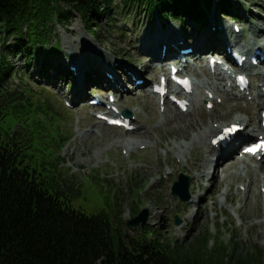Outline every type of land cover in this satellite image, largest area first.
Instances as JSON below:
<instances>
[{"label":"rangeland","instance_id":"374dc122","mask_svg":"<svg viewBox=\"0 0 264 264\" xmlns=\"http://www.w3.org/2000/svg\"><path fill=\"white\" fill-rule=\"evenodd\" d=\"M228 1L231 3L228 12L220 10L216 5L219 0H215L216 4L209 10H204L202 7V20L193 19L187 12L181 20L174 21L162 20L158 13L149 16L142 6L125 10L120 0H113L112 13H104L101 16L97 29L94 27L95 24H92L93 30L101 27V31H97L99 33L97 36H92L82 18L75 14L67 24L47 25L49 30L46 33V39H43L47 42L39 47L40 49L30 61L17 52H14L15 55L11 58L12 63L18 69L22 68L20 72L23 75L22 77L20 74L13 76L11 82L15 85H27L28 89L30 88L31 101L34 106H43L48 101L56 114H59L57 119H52L50 126L48 122L44 124L48 130L47 138H50L51 142L68 140L55 156H58L61 161L60 170L70 177L74 186L80 190V196L72 202L73 208L88 215L97 213L108 215L119 227L123 238L135 237L139 231L141 233L152 232L163 241L178 244H191L196 239L208 237V248L214 247L218 241L223 245L233 241L244 252L257 247L264 256V187L258 190V198L254 197L257 188L251 189V194L247 198L241 190L244 179L249 176L251 180L253 167L261 162L255 158L250 159L248 174L241 171L243 166L240 164L237 176L226 177L218 188L212 191V197L199 203L196 210L200 215L196 217L195 212L189 215L186 211L189 205L187 202L182 203L178 197L172 196L171 188L178 176L182 174L190 178L188 192L193 193L192 191L197 190L196 186L191 187L193 179L190 174H186V167L191 163L197 166L199 150L195 152L196 148H194V151L190 155L187 154L186 158L178 164L170 152L176 145L192 139L193 132L187 131L184 127L189 122L188 116H191V120L207 121L210 127L219 122L230 123L239 115L246 121L251 120L252 124H256L261 109L253 110L246 100L231 99L232 101H223L220 104L219 99L211 114H204L205 106L202 104V112L193 108L192 115L185 117L176 116L173 111L169 110L163 117L165 118L163 121L161 118L163 102L156 96H153L154 100L151 99L153 94L150 93L151 86L159 83L158 75L162 73L161 65L155 63L152 65L153 69L148 71L146 67L150 57L144 54L145 51L141 47L143 45L141 38H145L146 33L154 29L181 32L185 36L183 41H180L181 44L185 42L181 48L188 46V35L203 37L208 34L207 37L211 41H219L217 40L220 33L218 25L221 22L228 26V32L231 35L237 34L241 37L238 46L250 48L252 40L256 39L260 31L264 32L262 31L264 30V0ZM111 19L115 21L114 26H111ZM235 27L239 32H235ZM24 30L26 31L25 28ZM77 40L92 45L87 46L92 49V53L84 52L82 49L77 55L88 68L84 77L89 84L85 89L86 99L82 103L76 102L74 98V74L69 66L72 52L80 50ZM255 41L264 43V33ZM7 45L13 49L14 40L9 39ZM223 48L224 51L225 48ZM235 49L227 47L225 50L228 53ZM162 50L164 51L163 45H160L158 53L163 54ZM93 51L101 52V56L108 61L111 60L112 63L116 61L140 73L133 77V82H128L125 76L122 77L123 90L116 92L109 88L103 79H109L107 77L109 75L110 79H113L112 73H99L103 78L92 75L91 66L88 64L91 57L102 58ZM49 54L51 57L54 55L55 58L44 63L43 59L49 57ZM227 56L230 58L228 54ZM208 58H213L228 73L232 74L229 82L234 80L235 67L224 60L225 58L218 52L207 53L201 63L197 64L193 58L186 57L184 60L190 62L193 67L202 66L206 71L205 73V71L198 70V76H191V89L195 97L199 92L201 94V82L207 81L205 66ZM167 67L168 65L165 66L164 71L166 77L169 73ZM253 70L264 72V65H258ZM138 80L144 83L140 87L134 86ZM248 80L252 88L262 84L260 78L253 77L251 74ZM93 98H96L102 105L90 107L88 102ZM110 100L114 102L121 100L119 104L115 103V109L117 108L120 113L124 110L131 113L130 118L125 119L128 123L126 126L131 131H125L126 129L122 127L109 126L97 117L109 116V110L103 105L109 104ZM166 104L170 109L178 110L171 101L166 100ZM210 108V105L207 106V109ZM217 115L219 118L214 117ZM130 122L132 124L129 125ZM0 129L6 132L16 129L15 118L10 115L6 117L0 124ZM147 142L150 146L146 144ZM40 144L36 142L31 152L35 153L41 149ZM198 144H200L199 141ZM145 145L148 148L144 149ZM126 146L132 147V150L127 151ZM193 146L195 147L196 144ZM241 146L243 145L240 144L236 149L237 154ZM202 154L203 151H201V156ZM203 160L202 158L200 162ZM150 168L151 171L147 170ZM234 171V167L230 169V173ZM259 177L262 180L263 175ZM200 189V194H206L210 191V182L206 179L201 181ZM226 191L227 196L224 195ZM154 209L160 214L158 220L156 218L150 221V215ZM141 213L145 219L144 225L142 226V220H140L137 227L129 228L127 223ZM259 221L263 225L258 228L256 223Z\"/></svg>","mask_w":264,"mask_h":264},{"label":"trees","instance_id":"16d2710c","mask_svg":"<svg viewBox=\"0 0 264 264\" xmlns=\"http://www.w3.org/2000/svg\"><path fill=\"white\" fill-rule=\"evenodd\" d=\"M120 2L125 10L142 6L149 16L158 13L162 20L174 21L187 12L202 20L203 9L216 4L215 0ZM230 4L219 0L216 5L228 12ZM113 10V0H0V124L9 115L16 120V129H0V264H263L257 247L244 252L233 241L225 245L218 241L208 248V237L178 244L139 231L123 238L108 215L73 208L80 190L60 170L61 161L55 156L68 140L51 142L44 124L50 126L59 114L48 101L34 106L30 88L11 82L13 76H23L11 58L17 52L30 61L47 42L43 40L47 25L67 24L75 14L97 36L99 19ZM114 22L110 20L111 26ZM9 39L14 40L13 49L7 45ZM54 58L49 54L43 62ZM36 142L41 149L32 153Z\"/></svg>","mask_w":264,"mask_h":264},{"label":"bare ground","instance_id":"6f19581e","mask_svg":"<svg viewBox=\"0 0 264 264\" xmlns=\"http://www.w3.org/2000/svg\"><path fill=\"white\" fill-rule=\"evenodd\" d=\"M213 24V21L211 22V25ZM219 33L218 39L219 41H211L206 34L203 37L198 36H189V42L187 43L188 46H186L189 49H192V53L188 54L187 56H180L178 50L181 48L182 44L185 42L180 43V41H183V34L180 32H167L164 30L156 31L155 29L151 32L146 33L145 38H141V42L143 45L141 46L142 49L145 51L144 54L148 57H150L149 61H147V69L148 71L153 69V64L158 63L161 65L160 71L162 72L159 74L158 79H163L165 83V89L168 93L172 94L173 96L176 95V98L180 101H184L186 103V110L182 111L177 106L178 110H172L169 108V106L166 104V100H168L169 96L165 95L164 97L159 96L158 94H154L150 91L152 97L151 99H155L153 96H156L157 98L161 99L164 98L163 107L161 110V118L164 121L167 112L173 111V113L179 116H187L192 115L193 108H197L199 112H202V104L204 107V114H211L215 110V105L217 104L218 100L220 99V104L225 102L232 101L231 99L240 100L246 102L252 106L253 110H257L260 108L261 110H264V93H262V88L264 86V72H260L258 70H253L256 68V65L251 66L250 62L244 63V66H242L236 74L244 75L246 78L251 74V76L260 78L261 85L257 86L256 88L250 87L251 85L248 84V86L243 89L242 91L238 90V86L236 85L235 78L234 80L229 82L230 78L232 77L231 73H228L221 64L214 62L213 65L210 64V59H207L206 68H207V74H205L207 81L201 82V94L198 93V96L195 97V94L193 90H191L189 93H184L178 90L177 88H174L171 90L168 86L170 85L169 80L165 79L164 76L166 74L165 66L168 65V72L170 73V68L176 69V75L180 74L183 75L182 78H188V80L191 82V76H198V70L200 72H204L205 69L200 67H193V65L190 64V62L182 63L181 67H179V62H181V59L186 57L193 58L197 63H201L203 58L208 53L218 52L220 55L224 56L225 60H228L227 56V50H225L227 47L236 48L237 52H241L243 54L241 55H247V53H244V50L247 49L245 46H238L240 44V38L239 35L234 34L231 35L228 32V26L226 24H220L218 25ZM264 31V30H262ZM264 33V32H263ZM263 33L260 34L262 35ZM258 35L257 37L260 38L261 35ZM212 35H215V33H212ZM143 37V36H142ZM256 37V39H257ZM256 39L252 40L251 47L252 49L249 50H256L263 52L264 51V43H259L255 41ZM255 44V45H254ZM77 45H79V49L77 52H72V56L70 59V67L72 68V73L74 74L73 78L75 81V88H74V98L76 102L82 103L85 101L86 93L85 89L87 88L89 82L84 77L85 72L88 71V68L85 66V62L83 63V60L78 58V53L83 49L84 52H90L92 53V49L87 46H92L90 43L82 42L81 40H77ZM160 45H163V48H165V54H159L158 48ZM224 46V48H223ZM224 49V51L222 50ZM222 50V51H220ZM96 55L102 57V58H93L91 57V61L89 66H91L90 71L92 75H96L97 77H102L99 75V73L108 72V74H111L113 79H105V84L113 89L114 91L123 90L122 85V77L125 76L126 80L128 82H133V77L135 75H138L140 72H135L133 69L126 68L123 64H119L118 62L112 63L111 60L104 59L105 57L101 56V52L96 53V51H93ZM158 53V54H157ZM81 57L85 60V58L81 55ZM147 57V58H148ZM80 59V60H79ZM96 59V60H95ZM103 60V62L101 61ZM117 63V64H116ZM174 63H178V66L175 67ZM264 65V62L262 63ZM180 69V70H179ZM204 69V70H203ZM155 70V69H154ZM197 72V73H196ZM90 73V74H91ZM114 73V74H113ZM206 73V71H205ZM191 74V75H190ZM235 74V75H236ZM110 78V75L107 76ZM157 79V80H158ZM104 94V93H102ZM249 97V98H248ZM121 99V98H120ZM152 100V101H153ZM262 100V101H261ZM121 100L116 102H111L112 107L115 106V103L119 104ZM200 101V102H198ZM211 105L210 109H207V106ZM90 107H94L93 105H89ZM116 107V106H115ZM262 112L258 115V122L256 124H252V121L248 122L242 117L241 115L236 116L235 119L232 120L230 123H223L219 122L217 125H211L210 127L208 125L207 121H198V120H191L189 118V122L185 124V129L187 131L193 132L192 139L186 140L188 142L182 143L181 145H176L174 148L170 150L172 153V158L176 161V163H180L183 161L184 158H186V155H190L191 152H193L194 148H196L195 152L197 150L199 154V159L197 160V166L194 163L187 164L186 167V174L192 176L193 181H191V187L196 186V191H192L193 193H189V200L187 203L189 204L186 207V211L189 215H193L195 212V216H199V211L196 210L197 206H199V203L203 200H207V198L212 197V191L214 189H217L219 184L224 180L226 177L229 176H237L238 166L241 164L242 170L245 171L246 174H248V161L250 159L255 158L257 161H260L261 163L255 167H253V175L251 176L252 179H249V176L244 179L243 188L241 189L244 193V196L247 198L249 194H251V189L257 188V192H255L254 197H259L258 190L264 187V154H257L254 157L244 156L241 159H236V149L240 144L248 146L253 142V140H261L264 142V118L262 117ZM109 115L113 119H119V113H114L113 111L108 112ZM216 114V113H215ZM231 114V113H230ZM211 116V115H210ZM215 118H219V115L214 116ZM221 117V115H220ZM102 119V117H101ZM160 123V122H159ZM158 123V124H159ZM132 124L131 122L129 125ZM231 127H236V132L234 134V138L230 140V142L224 147H220L218 144H213L212 141L214 139H217L221 133L227 129H230ZM184 129V130H185ZM125 131H131V129H126ZM181 134H183L181 132ZM192 135V134H191ZM200 144H198V141ZM190 141V143H189ZM145 144V143H144ZM148 146H150V143H146ZM196 144L194 147L193 145ZM145 145L143 148L146 149L148 146ZM190 145V146H189ZM205 145V146H204ZM204 146V147H203ZM244 146V147H245ZM240 148L241 150L244 148ZM127 151H131L132 147L126 146L125 148ZM201 151H203V154L201 156ZM202 158L204 159L203 162ZM202 163V168H201ZM237 165V166H235ZM234 167V173H230V169H233ZM151 171L150 169H147ZM153 170V169H152ZM206 171V172H204ZM259 175H263L262 180H260ZM256 179H255V178ZM206 179V181L210 182V191H208L206 194L202 195L201 192V181ZM190 180V178H189ZM190 183V181H189ZM189 185V184H188ZM227 196V191L224 194ZM193 196V197H192ZM152 209L151 207H149ZM194 210H191V209ZM257 210L259 211V206L257 207ZM155 211V212H153ZM193 211V212H192ZM160 212L156 209L152 210V213L150 215V221L154 220L159 216ZM263 223L260 221L256 223V226L261 227Z\"/></svg>","mask_w":264,"mask_h":264},{"label":"water","instance_id":"95a60500","mask_svg":"<svg viewBox=\"0 0 264 264\" xmlns=\"http://www.w3.org/2000/svg\"><path fill=\"white\" fill-rule=\"evenodd\" d=\"M123 117H129L130 113L127 110L122 111ZM189 178L187 176H184L180 174L177 178V181L173 183V186L171 188V194L173 197H178V199L182 203H186L189 200V192H188V184H189ZM142 220V226L144 225L145 219L143 217V213L139 214L137 217L133 218L130 222L127 223V226L129 228L131 227H137L138 222ZM176 222L178 223V220L176 219Z\"/></svg>","mask_w":264,"mask_h":264}]
</instances>
